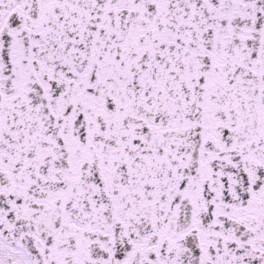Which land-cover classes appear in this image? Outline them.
Masks as SVG:
<instances>
[{"label":"snow or ice","instance_id":"6c2138e0","mask_svg":"<svg viewBox=\"0 0 264 264\" xmlns=\"http://www.w3.org/2000/svg\"><path fill=\"white\" fill-rule=\"evenodd\" d=\"M0 264H264V0H0Z\"/></svg>","mask_w":264,"mask_h":264}]
</instances>
